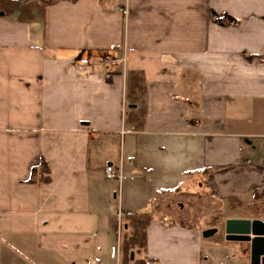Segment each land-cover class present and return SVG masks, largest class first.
<instances>
[{
  "label": "crops",
  "instance_id": "0c3cea01",
  "mask_svg": "<svg viewBox=\"0 0 264 264\" xmlns=\"http://www.w3.org/2000/svg\"><path fill=\"white\" fill-rule=\"evenodd\" d=\"M53 1L0 13V264H121L128 211L153 215L148 259L199 264L178 204H263L264 0ZM130 71L146 79L139 129ZM42 158L49 181H29Z\"/></svg>",
  "mask_w": 264,
  "mask_h": 264
},
{
  "label": "trees",
  "instance_id": "16d2710c",
  "mask_svg": "<svg viewBox=\"0 0 264 264\" xmlns=\"http://www.w3.org/2000/svg\"><path fill=\"white\" fill-rule=\"evenodd\" d=\"M58 1V0H55ZM54 2V1H51ZM47 4H39L34 0H0V13L7 14L11 11L17 10L20 12V18L22 20H29L33 18L36 13L42 12L43 8ZM128 100L131 104H137L138 108L129 109V120L135 123L136 129L143 126L144 117L147 113L145 95L146 79L144 73L141 71H130L128 75ZM39 175V182H48L50 179V168L45 159H41L39 166L34 167L31 170V180ZM228 203L234 205L231 208H238L239 205L244 204L236 199L229 198ZM124 221V233L120 238L121 249V264H158L153 259L147 257L132 259V253L141 255L147 250V228L153 220V215L150 212L142 211H128L122 215ZM220 220L219 216L214 217V223Z\"/></svg>",
  "mask_w": 264,
  "mask_h": 264
},
{
  "label": "rangeland",
  "instance_id": "374dc122",
  "mask_svg": "<svg viewBox=\"0 0 264 264\" xmlns=\"http://www.w3.org/2000/svg\"><path fill=\"white\" fill-rule=\"evenodd\" d=\"M34 1L43 4L46 1L51 2L53 0ZM122 145L121 147H118L120 157L123 152ZM115 172L120 173V168L116 169L115 167ZM106 179L110 178L107 177ZM110 180L111 181H109V183H114V188H116L115 192L118 194L116 210L120 211L122 209V205H120L119 196L122 193V187L124 186L122 185V178L120 177ZM262 195L264 194L257 193L256 197L260 201L259 203L263 204L252 207L250 210L241 205H239L238 209L233 210L231 207L234 205L226 203L222 204L219 207H216V205H214V209H216L214 213H208L209 210L206 209L207 211H205L204 213L201 212L199 215H197L192 213V209H189L188 211V209L185 207L186 204H183L184 207L182 208V211L179 207L180 205H177L179 214H174L176 219L183 220V226H185L186 228H193L194 230L198 231L199 238L202 239L201 245L203 246V253L199 264H251L250 249L248 246L249 244L247 242L227 240L225 236L224 221L225 218L229 216H251L264 218V200L261 199ZM119 214L118 216H115V219L117 229H119V237L121 238L122 234L124 233V221L122 215L120 214L119 216ZM217 216H219L220 220L217 223H214L213 218ZM212 227H217L218 232L210 238H204L202 235L203 231ZM141 255L146 257L145 253H142ZM136 256L138 257L139 255H137L134 251V257ZM168 262H170V260H168Z\"/></svg>",
  "mask_w": 264,
  "mask_h": 264
},
{
  "label": "water",
  "instance_id": "95a60500",
  "mask_svg": "<svg viewBox=\"0 0 264 264\" xmlns=\"http://www.w3.org/2000/svg\"><path fill=\"white\" fill-rule=\"evenodd\" d=\"M130 107H136L135 104ZM218 232L217 227L203 231L204 238H210ZM227 240L247 242L250 249L251 264H264V221L249 218H228L225 221ZM131 257H134L132 253Z\"/></svg>",
  "mask_w": 264,
  "mask_h": 264
},
{
  "label": "built area",
  "instance_id": "2783aa9c",
  "mask_svg": "<svg viewBox=\"0 0 264 264\" xmlns=\"http://www.w3.org/2000/svg\"><path fill=\"white\" fill-rule=\"evenodd\" d=\"M113 62H114L113 57H111L110 55H103V56H100L95 63L98 65H101V66H109ZM106 175L110 179L120 178V177L122 178L121 170H120V173H116L112 165H108L106 167ZM119 216H120V214H119Z\"/></svg>",
  "mask_w": 264,
  "mask_h": 264
}]
</instances>
